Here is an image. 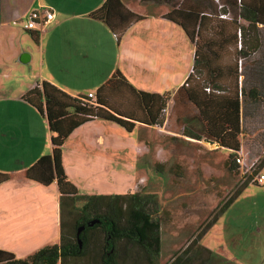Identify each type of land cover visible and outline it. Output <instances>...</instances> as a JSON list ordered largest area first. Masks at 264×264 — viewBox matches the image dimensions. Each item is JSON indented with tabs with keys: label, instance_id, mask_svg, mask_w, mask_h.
Segmentation results:
<instances>
[{
	"label": "crops",
	"instance_id": "0c3cea01",
	"mask_svg": "<svg viewBox=\"0 0 264 264\" xmlns=\"http://www.w3.org/2000/svg\"><path fill=\"white\" fill-rule=\"evenodd\" d=\"M105 1L36 0L29 12L39 6L49 7L54 13L53 20L41 30L32 31L38 36L37 42L26 32L28 41L35 47H13L5 57L10 64L6 67L13 68L16 63L28 67L21 89L0 95V172L9 176L0 183V249L16 258H25L59 241L56 183L43 185L25 176L26 170L38 158L51 155L53 148L45 114L23 99L27 91L42 82L72 97L92 93L102 102L105 114L132 125L128 131L113 120L98 117L67 137L62 146L61 164L80 194L126 193L128 184L122 187L118 184L122 175L126 182L129 178V156L138 143V133L156 126L163 94L177 88L187 93L209 133L217 141L228 144L222 147L230 149L229 146L238 142L236 152L242 148L236 135L237 131L240 134L242 125L237 33L246 21L239 19L238 14L236 20H223L214 14L201 13L192 43L183 28L166 17L174 8L172 0H119L125 11L139 19L116 39L107 24L90 15ZM3 14L0 5V19ZM15 20H23V15L11 21L17 26ZM2 22L0 27L4 25ZM97 23L110 31L106 32L111 44L109 50L89 44L88 35ZM102 26H98L100 30ZM247 39L246 35L245 42ZM176 53L180 62L185 60V53L188 56L180 67L172 64ZM97 54L114 59L109 68L96 62ZM101 69L106 71L103 73ZM214 84L225 87V91H204V87L213 88ZM230 117L234 121L228 123ZM133 134L135 140L130 138ZM131 174L133 177L137 173Z\"/></svg>",
	"mask_w": 264,
	"mask_h": 264
},
{
	"label": "trees",
	"instance_id": "16d2710c",
	"mask_svg": "<svg viewBox=\"0 0 264 264\" xmlns=\"http://www.w3.org/2000/svg\"><path fill=\"white\" fill-rule=\"evenodd\" d=\"M217 1L218 3L216 0H187L184 3V0H181L166 17L179 24L192 43L195 41L201 13L214 14L218 18L221 13H229L231 15L228 14L229 19H220L236 20L240 17L239 19L246 21V25L241 24L237 33L239 40L237 63L242 76L240 86L242 125L240 134L237 131L236 135H239L238 140L241 144L242 136L248 132L253 134L255 129L259 128L254 123L262 122L264 129V0ZM125 10L119 0H106L90 15L107 24L118 39L129 24L139 19L137 15ZM26 32L34 42H37L36 33ZM246 35L248 39L245 42ZM196 74L200 75V72ZM203 89L207 93L212 90L225 91V87L217 84H214L213 88L206 86ZM23 99L39 113L45 114L52 134L51 155L38 158L26 170L25 176L43 185L56 183L60 211L59 241L46 245L25 258H16L13 253L0 249V264H159L160 226L156 214L159 208L157 197L138 192L110 195L80 194L68 180L61 164L65 140L82 124L99 117L113 120L128 131L132 125L121 118L105 114L102 102L98 99L87 96L72 97L47 82H42L27 91ZM167 102L171 103L170 111L183 118L184 135L196 140L205 138L216 141L221 146L228 145L222 140L217 141L209 133L205 121L182 88L163 94L155 125L161 123L162 110ZM223 123L226 124L224 121ZM229 147L237 151L239 144L235 142ZM236 151L231 152L226 160L229 169L231 167L237 169ZM260 166V169L264 166V158ZM8 178V174L0 172V183ZM64 212L72 216L70 224H65ZM93 220L96 222L88 225ZM80 226L84 228L78 232ZM195 243L196 241H193V245ZM189 252L190 250H185L184 254ZM83 260L85 263H82ZM185 261L186 259L176 257L174 264Z\"/></svg>",
	"mask_w": 264,
	"mask_h": 264
},
{
	"label": "rangeland",
	"instance_id": "374dc122",
	"mask_svg": "<svg viewBox=\"0 0 264 264\" xmlns=\"http://www.w3.org/2000/svg\"><path fill=\"white\" fill-rule=\"evenodd\" d=\"M35 1L0 0L5 15L0 19L4 24L0 27V95L17 93L27 75L26 65L16 63L13 68L6 67L10 64L5 57L13 47H35L32 41H28V34L22 27ZM179 1L172 0L175 4ZM20 15L23 20L14 21L18 27L12 25L11 21ZM98 26L88 35L89 44L109 50L111 44L106 33L109 30L105 26L100 30ZM176 55L172 64L184 65L187 54L181 62L178 53ZM97 58L100 61L96 62H101L103 68H109L114 61L109 55L97 54ZM172 64L169 65L173 67ZM170 107L171 103L167 102L159 125L138 133V143L129 156V178L126 182L122 175L118 184L121 187L128 184L126 193L157 197L159 264H174L176 257L186 259L179 264H264V181L244 186L238 170L229 169L226 163L230 153L236 150L222 147L215 141L211 144L205 138L187 137L183 118L171 112ZM232 121L234 117H230L228 123ZM254 125L259 128L253 134L248 132L242 136L240 145L247 159L260 156L262 160L263 123ZM134 136L130 138L135 140ZM261 169L264 175V166ZM134 172L137 174L132 177ZM104 182L107 183V179ZM63 220L70 224L72 216L64 212ZM193 241H196L194 245ZM185 250L190 252L184 254Z\"/></svg>",
	"mask_w": 264,
	"mask_h": 264
},
{
	"label": "built area",
	"instance_id": "2783aa9c",
	"mask_svg": "<svg viewBox=\"0 0 264 264\" xmlns=\"http://www.w3.org/2000/svg\"><path fill=\"white\" fill-rule=\"evenodd\" d=\"M218 3V1L216 0ZM220 18L229 19L228 14L221 13ZM54 18V13L49 7L39 6L32 9L22 22V27L26 31L36 32L41 30V28L51 22ZM208 90V89H207ZM87 97L93 98L92 93H88ZM166 109L162 110V114L165 113ZM261 163L260 156L253 158L252 160L247 159L244 156L243 149L241 148L237 152L235 157V164L237 165V170L240 175V180L243 184H262L264 181V175L261 173L259 168Z\"/></svg>",
	"mask_w": 264,
	"mask_h": 264
},
{
	"label": "water",
	"instance_id": "95a60500",
	"mask_svg": "<svg viewBox=\"0 0 264 264\" xmlns=\"http://www.w3.org/2000/svg\"><path fill=\"white\" fill-rule=\"evenodd\" d=\"M207 140V139H206ZM209 143H211V144H213L214 142L212 141V140H207ZM96 221H91L90 223H88V225H93L94 223H95ZM84 227L83 226H80L79 227V229H78V232L80 231V230H82Z\"/></svg>",
	"mask_w": 264,
	"mask_h": 264
}]
</instances>
